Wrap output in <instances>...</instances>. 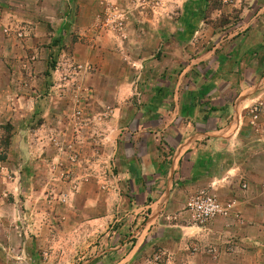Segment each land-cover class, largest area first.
<instances>
[{
	"label": "crops",
	"instance_id": "1",
	"mask_svg": "<svg viewBox=\"0 0 264 264\" xmlns=\"http://www.w3.org/2000/svg\"><path fill=\"white\" fill-rule=\"evenodd\" d=\"M146 2L131 6L121 35L115 25L84 32L68 6L53 10L44 34L67 43L74 25L76 46L86 53L61 51V71L68 60L97 63L96 76L107 80L93 90L111 112L103 124L127 194L120 227L112 234H53L31 208L4 199L3 190L15 185L0 176V264H264V30L238 28L196 51L193 41L168 33L179 24L142 19ZM94 8L80 5L76 15H92ZM19 19V1L0 0V98L12 100L0 103V116L11 111L5 121L18 126L31 124L37 109L51 108L36 101L32 81L27 93L18 90L20 48L45 39L34 18L18 39ZM131 63L141 70L129 71ZM207 191L240 220L218 217L193 226L186 201Z\"/></svg>",
	"mask_w": 264,
	"mask_h": 264
},
{
	"label": "rangeland",
	"instance_id": "2",
	"mask_svg": "<svg viewBox=\"0 0 264 264\" xmlns=\"http://www.w3.org/2000/svg\"><path fill=\"white\" fill-rule=\"evenodd\" d=\"M18 1L20 28L13 32L18 39L25 37L23 27L28 24V18L40 23L44 36L46 24L50 26L53 19V10L65 6L73 11L72 19L77 17L73 24L78 23L79 29L87 28L84 32L93 28L101 31L103 27L113 30L115 25L114 32L121 35V25L127 23L131 6L137 5L134 10L141 6L139 0ZM146 3L148 15L137 14L138 17L154 21L157 16L168 28L179 24L180 30L168 33L193 41L196 51L207 50L213 41L225 39L238 28L243 30L242 34L254 25L264 30V0H147ZM80 5L86 9L95 7V11L92 15L86 12L76 15L75 9ZM77 36L72 25L67 43L58 35L50 41L44 36L45 39L39 37L29 48H20L19 92L27 93V84L32 81L36 101L51 108L49 112L48 108L37 109L29 125L26 122L11 125L5 121L11 111L0 116L3 120L0 169L4 170L0 176L15 185L3 190V196L12 203L21 201L24 210L31 208L53 234L64 230L74 234L76 229L83 234H112L122 223L120 215L125 214L127 194L114 165L113 144L106 139L109 128L103 124L111 112L108 103L98 105L93 90L100 85L106 87L107 80L96 76L97 63L76 64L68 60L64 72L61 71L64 65L58 63L63 50L67 54L86 53L85 46H76ZM120 66L122 69L124 64ZM128 66L132 72L141 70L139 64ZM7 69H12L11 63ZM27 71L35 72V77L32 79V73L29 76ZM60 89L68 92L66 98L60 95ZM11 101V98H0V103ZM108 214L114 215L111 222L106 219ZM152 261L159 263L160 259L153 257Z\"/></svg>",
	"mask_w": 264,
	"mask_h": 264
},
{
	"label": "built area",
	"instance_id": "3",
	"mask_svg": "<svg viewBox=\"0 0 264 264\" xmlns=\"http://www.w3.org/2000/svg\"><path fill=\"white\" fill-rule=\"evenodd\" d=\"M185 211L188 213L193 226L203 228L218 217H231L240 220V215L231 205L219 202L212 192H199L190 196L186 201Z\"/></svg>",
	"mask_w": 264,
	"mask_h": 264
}]
</instances>
